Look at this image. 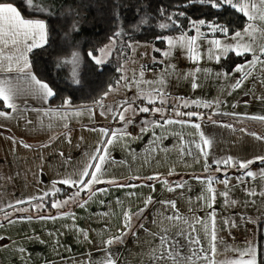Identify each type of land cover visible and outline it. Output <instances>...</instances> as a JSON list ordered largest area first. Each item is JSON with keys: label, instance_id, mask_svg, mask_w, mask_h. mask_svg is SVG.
Listing matches in <instances>:
<instances>
[{"label": "crops", "instance_id": "1", "mask_svg": "<svg viewBox=\"0 0 264 264\" xmlns=\"http://www.w3.org/2000/svg\"><path fill=\"white\" fill-rule=\"evenodd\" d=\"M49 37L48 28V42L44 46L49 43ZM219 38L234 43L229 38ZM260 39L258 35V42ZM42 47L34 48L32 52ZM32 52L28 54L29 60ZM249 59H251L250 55L238 57L230 52L221 55L216 62L214 56L212 73L217 76L211 77V66L206 75L208 82L217 83L209 95V102H206L209 107L200 109L193 106L191 109H185L186 112H195L203 116V119L192 117V122L199 123L200 129L191 127L184 129L188 133H196L195 136L186 137V139L200 142L199 134L202 132L206 138L212 140L211 146L207 149L208 156L199 157V163L195 162L198 152L194 145L191 147L194 155L187 157V163L174 159L179 145L171 130L181 129L179 125L168 126L167 129H152L151 122L161 120L159 113L132 114V117H129V114L127 119L133 121L131 124L115 119L114 116L122 111L118 107L122 100L109 99L110 92L97 103L70 104L68 107H53L54 96L47 102L33 96L21 97L16 100L18 110L15 112L4 108L0 102V111L9 113V118L0 117V209H3L0 211V216L13 213L10 218L12 221H17L18 217L33 218L30 221L20 220L16 223L0 219V224L13 226V231L4 235L6 237L4 241H0L8 245L7 249H0V264H103L107 253L117 256L118 264H125V260L128 264H134L137 248L133 233H138L143 238L145 234L140 224L144 223L145 227H151V225L143 218L133 217L131 231H128L124 237L123 243H114L105 250L102 239L109 238L113 233L118 234L117 230L121 227V207L116 203L117 199L129 207L133 204L142 206L139 199L131 198L130 200L127 197L128 192L135 191L144 195L151 194L154 201L175 199L177 207L187 212L188 208L196 206L198 196L206 194L207 185L195 179L197 176L202 179L214 178L212 186L215 191L217 193L228 191L227 199L235 201L234 204L230 202L226 204L225 197L217 195L210 209H205L203 201H199L201 206L195 207L196 214L207 218L208 212L214 211L216 228H219L220 223L225 220L238 224V221L250 219L256 222L264 217V197L247 195L248 189H255L257 193L264 191V179L260 175L261 170L264 169V163L255 161L249 165V169L222 165L221 171L216 170L215 163L232 157L235 164L238 161L253 160L256 156L264 155V140L256 139V135L264 136V121L250 119L253 116H264V66L258 63L252 75L245 79L239 88L233 87L235 81L241 76V73L234 71L235 65ZM31 72L33 73L32 69ZM134 104V108L141 106L139 103ZM117 107L118 112L115 110ZM161 108L165 110L168 118L187 119V117H177L175 113L168 112L167 106H161ZM108 109L114 111H108ZM178 111L182 112V110ZM74 112L80 114L72 115L71 113ZM144 121L149 122L150 130L146 133L141 132V129L145 127ZM65 124L67 127L64 126ZM131 127L134 128V133H131ZM100 129H107L110 133L123 129L131 133L130 138L125 137L118 143L114 142L113 145L108 146L105 181L116 178L120 184L154 183L155 191L152 192L149 188H120L105 182L94 185L93 190L107 188L109 191L97 193L84 207L79 206L87 199V194L82 192L75 205H70L68 208H53L51 206L53 202L62 200V192L70 195L76 191L75 188L56 182L70 175L73 179H78L75 173L88 163H96L90 157L97 154L96 148L103 149V142L109 138L104 136ZM153 131L157 134L168 132L169 138L163 144L171 150L172 154L171 156L162 154L159 163L151 160L150 157L151 162L145 163L148 147L153 139ZM25 144L31 147H25ZM112 157H115L117 162L126 161V163H112ZM205 159L208 171H204ZM170 163L175 166V174L172 176L167 175ZM248 170L255 173L256 178H246L243 183L238 181L237 177ZM156 172L162 174V180L185 183V188L168 192L161 182L129 181L121 178L131 173L151 175ZM225 172L227 177L224 176ZM225 178H230L227 188L219 182ZM45 193L49 195L45 196ZM41 196L44 197L43 201L36 199ZM17 201H25V203L17 204ZM101 201L104 203L102 204ZM41 203L46 206L35 207ZM154 207L159 205L155 203L150 205L144 212V217L150 220L155 215ZM22 209L27 211H20ZM228 209L232 211L230 216L226 214ZM132 210L135 211L136 208L132 207ZM105 213L108 214L105 215ZM40 216H55L57 219L41 220L38 219ZM260 225L264 227V220ZM77 226L79 229L88 231L89 241L81 237ZM18 247L26 249L23 258L18 252Z\"/></svg>", "mask_w": 264, "mask_h": 264}, {"label": "snow or ice", "instance_id": "2", "mask_svg": "<svg viewBox=\"0 0 264 264\" xmlns=\"http://www.w3.org/2000/svg\"><path fill=\"white\" fill-rule=\"evenodd\" d=\"M194 4L208 5L213 9L222 10L225 6L234 9L238 13H242L246 17L247 23L242 30H237L229 36V27L225 24H219L214 22L205 21L204 19L192 20L188 18V26L185 28L179 18H184L187 13L183 11H178L175 14H167L163 8L159 9V14L161 17L165 18L166 22L159 23L158 27L161 30H167L169 28H176L180 30V35L173 36H160L157 37L158 40H165L169 49L179 46L180 48H187L188 52L191 54L190 58L196 61L198 57L196 56V45L198 37L206 35L201 33V28L206 27L209 29L213 37L217 32L221 33L222 36L229 38L234 43H223L220 39L214 38L210 41L212 46L209 49V55L215 56L217 60L220 59L221 55H226L228 53H235L238 57H244L245 55H250L251 59L245 60L243 63H237L234 67V71L241 73V76L235 81L233 87L239 88L243 81L252 75L253 70L259 63L264 66V0H185L183 4L178 5V7H190ZM25 8L31 12L33 15L30 17H25L21 11L12 3L5 2V0H0V102L4 108L10 109L12 111H17L16 100L21 97L33 96L47 102L49 98L55 95L53 89L49 87L46 82L41 81L36 77L34 73L31 72V62L28 58V54L32 52L34 48L42 47L48 42V22L44 17L55 16L56 13V3L55 0H24ZM120 5L114 3L113 16L116 23H120ZM142 11V10H141ZM72 9L69 8V14H71ZM150 18L144 15L139 18L137 28H143L149 25ZM72 32L79 31L77 25H73ZM188 32L194 33L189 36ZM123 35L122 31L116 30L113 36L110 38L113 44L116 42L117 38ZM259 35L260 42L257 40ZM70 34L65 33V39H69ZM132 47L131 44L128 45ZM114 47H106L101 49L102 55H96L89 51L88 56L97 64L103 65L106 62V57H110L111 53L115 51ZM156 51H161L160 49H155ZM121 54H124L121 52ZM162 55L167 57L170 55V51H163ZM71 59L73 63L79 61V53L72 52ZM154 62L156 61L153 57ZM124 65L121 64L118 71L123 73ZM196 71H200L199 68ZM144 74V69L141 68L139 76L129 78L125 75L117 80V84L123 81L125 87H129L132 84H138L142 81ZM76 83L79 81L76 80ZM163 78L158 82L163 84ZM146 83L151 84V81ZM198 85L195 83L193 78L192 88L195 89ZM112 86H109L108 91H112ZM107 95V93H105ZM166 94L160 88H153L151 90L145 91L140 89L137 98L144 99L147 105H155L156 103H164L163 97ZM159 97V100L157 99ZM71 104L70 99H66L63 103V107H68ZM103 107V105H101ZM207 106V105H205ZM122 111L119 112L115 119H118L122 123L131 124L133 121L131 119L125 118V113L131 110L133 114L138 113H150L161 115V120L152 121L151 128H163L167 129L168 126L179 125L181 130H176L173 128L171 130L172 135L176 137V142L179 145V149L176 152L175 160L187 163V157L193 156L191 150L192 145L198 152L195 162L199 163V157L206 158L208 156L207 149L211 146L212 140L206 138L201 132L199 134V141L188 140L186 137H193L196 135L195 132L188 133L184 129L191 127L193 129L199 130L200 124L192 122V117L197 119H203V116L195 112H180L173 108L175 116L187 117L184 120H176L168 118L164 109L159 107H147V106H137L133 108V101L131 99H126L123 104L119 106ZM108 111H114L108 109ZM72 115H79V112L71 113ZM22 115V113H21ZM0 117L9 118V113L5 111H0ZM250 119L264 121V116H253ZM31 122V121H29ZM145 127L141 129L142 133L149 131V122L144 121ZM67 127V124L64 125ZM95 130V129H93ZM100 132L104 136L109 138L104 141V148H96V155L90 157L91 160L96 161L95 164L88 163L82 169H80L74 175L78 176V179H73L72 176H68L64 179L57 181L58 184H63L69 188H75L76 191L70 194L66 200L62 203L53 202L52 207L58 208L62 204H67L69 201L73 200L74 197L80 196L82 192L87 194V199L83 203L79 204L80 207H84L88 204L92 197L96 196L97 193H106L109 190L107 188H95L93 186L101 183L113 184L120 188H149L152 192L155 191V184L149 183H127L120 184L116 178H111L105 181L104 173L106 172L105 165L107 163L108 156V146L114 144V142H119L125 137L130 138L131 133L125 132L123 129L117 131H112L111 133L107 129H100ZM256 135V134H253ZM169 138L168 132L164 134H157L153 131V139L148 147V156L145 157V163H150L151 160H156L160 162V157L171 156V150L163 144L165 140ZM256 139L264 140V136L256 135ZM25 147H31L25 144ZM46 146V145H45ZM103 153V154H101ZM255 161L264 163V155L256 156L253 160H242L235 164L233 163L232 157H228L226 160L216 161L217 171H221V166H238L239 169H249V165ZM112 163L124 164L126 161H116L115 157H112ZM204 171H208L207 161L205 159ZM175 174V166L169 164L167 175L172 176ZM261 178L264 179V169L261 170ZM227 177V173H224ZM129 181H155L161 182L165 186V190L168 192H175L177 189H184L185 183L181 182H170L167 179L162 180V174L159 172L153 173L151 175H140L138 173H131L121 177ZM246 178H256V174L251 170L244 172L237 180L243 183ZM195 179L199 180L201 183H206L207 189L206 194H201L197 197L198 203L195 207H200L199 201H203V207L205 209L212 208L213 202L217 195L225 197V203H235L234 200L229 201L227 198L229 196L228 191L217 193L213 188L214 178L207 177L202 179L197 176ZM230 178H225L219 180L220 183L225 185L227 188ZM55 187V185H53ZM49 195L48 193L44 194ZM247 195L253 197L260 195L264 197V191L257 193L255 189H248ZM127 197L137 198L140 201V205L133 204L131 207L126 206L123 201L117 199L116 203L121 207V227L117 230V233H113L107 239H102V244L105 250L114 243H123L124 237L127 235L128 231H131L133 217L143 218L151 225V227H145L144 223L140 224V227L144 231V236L141 238L138 233H133L134 244L136 245L137 251L134 257V264H215L213 257L216 254V243H217V228L215 222V212L209 211L207 218L201 217L196 214L195 207L188 208L187 212L182 211L177 207V200L175 199H161L159 201H154L151 194L144 195L143 193H138L135 191L128 192ZM40 201L44 200V197H37ZM30 203V201H28ZM191 203V198H189ZM25 203V201H17V204ZM103 204L104 202L101 201ZM158 204L159 207H154L153 212L155 215L149 220L144 217V212L148 210L150 205ZM9 207H14V205H9ZM35 207L41 208L43 204H38ZM132 207L136 210L133 211ZM3 211V209H0ZM20 211H27V209H22ZM108 213H105L107 215ZM63 215V214H62ZM5 219L9 223H16L20 220H32L29 217H18L17 221H12L9 219L8 213H5ZM38 219L45 220L51 219L55 220V216H40ZM73 221L75 216L72 217ZM225 225H228V221H224ZM231 226H235L234 224ZM4 225L0 224V228ZM78 228V226H77ZM79 234L85 241H89L90 236L88 231L84 229H79ZM6 237L0 235V241H4ZM8 245L0 243V249H7ZM235 255L233 258L226 260L224 264H259L258 261V249L256 246L249 244L248 247L244 249L231 248L229 249ZM18 252L21 258L26 252L24 247H18ZM103 264H118V257L112 253H107L106 259ZM125 264L128 261L125 260Z\"/></svg>", "mask_w": 264, "mask_h": 264}, {"label": "trees", "instance_id": "3", "mask_svg": "<svg viewBox=\"0 0 264 264\" xmlns=\"http://www.w3.org/2000/svg\"><path fill=\"white\" fill-rule=\"evenodd\" d=\"M14 4L25 17L33 14L24 5V0H5ZM185 0H55L56 15L44 17L48 22L49 43L31 53V69L42 81L48 83L55 95L53 107H61L66 99L73 105L93 104L101 101L105 93H109L120 78L119 63L116 52L103 65H97L89 56L91 51L99 55L100 50L111 42L114 31L120 30L123 35L117 38L119 42H154L163 49L165 40L160 36L180 34V30L169 28L161 30L158 25L166 22L159 14L163 8L167 14L178 11L187 13L179 18L187 28L188 18L192 20L225 24L229 27V35L246 26L247 20L242 13L225 6L216 10L208 5L194 4L190 7H178ZM114 3L120 5V23L114 19ZM69 8L72 9L69 14ZM142 10V11H141ZM147 15L150 23L143 28H137L139 18ZM77 25L79 31L72 32V26ZM206 37H213L208 28L203 27ZM65 33L70 34L65 39ZM194 34V33H192ZM204 37V36H203ZM224 37L217 32L215 38ZM79 53V61L72 62L71 53ZM75 64V65H74ZM74 73H72V70ZM79 82L76 83L75 81ZM259 264H264V235L259 238Z\"/></svg>", "mask_w": 264, "mask_h": 264}, {"label": "rangeland", "instance_id": "4", "mask_svg": "<svg viewBox=\"0 0 264 264\" xmlns=\"http://www.w3.org/2000/svg\"><path fill=\"white\" fill-rule=\"evenodd\" d=\"M179 35L180 34L170 36L176 37ZM188 35L191 36L193 34L192 32H188ZM212 39L214 38L206 37L205 39L203 36L198 37L196 45L197 51L195 53L198 59L196 61H193L190 58L191 54L188 52L187 48H180L177 46L169 49L167 42H165L164 48L160 49V46L156 45L154 42H119L116 40L113 44L111 41L102 49H105L106 47H114L116 49L111 53V56L116 52L119 66L121 64L124 65L123 73L120 71V77L122 74L129 78H133L134 74L138 77L141 68L144 69V74L142 81L138 84H132L129 87H125L123 81H121L120 84H116L112 88L113 90L110 91V95L108 96L109 99L113 98L115 101L117 99L122 100L120 105L123 104L126 99H131L133 101V108L135 106L134 103H139L141 106L143 104L150 108L167 106L169 107L167 109L168 112L172 113H174V107L176 110H182V112H186L185 109H191L193 106H197L200 109H207L209 107L207 104L209 102V95L211 94L212 89L217 85L215 81L214 84L213 82H208L209 79L206 77L210 66L211 77L217 76L212 73L214 56L210 57L209 55V49L212 46L208 41ZM218 39L223 43H230L229 40H224L223 38ZM129 44H131L132 47H129ZM155 49H160L161 51H156ZM163 51H170V55L164 57L162 55ZM121 52L124 54H121ZM99 55H102V53L99 52ZM111 56L105 58L106 62ZM153 57H155L158 62H154ZM217 61L218 60L216 59V62ZM76 66L77 64L73 67L75 68ZM197 68H199L200 71L197 72ZM74 70L75 69L72 70V73H74ZM162 78L164 81L163 84L158 83ZM193 78L198 85L195 89L192 88ZM148 81H151L152 83H146ZM153 88H160L166 94L163 97V104L158 102L155 105H147L144 99L137 98L140 89L148 91ZM157 99L159 100V97ZM230 102L232 103V101ZM118 107L115 108L117 112ZM129 114V117H132L133 112L131 110L126 112V119ZM138 114L140 115V113ZM62 194L63 196L62 200L59 201L60 203L66 200L69 196V193L62 192ZM78 198L79 196L74 197L73 200L69 201L67 204H62L60 208H68L70 205H75ZM44 206H46V204ZM226 214L230 216L232 211L228 209ZM8 216L10 219L11 216H13V213H9ZM263 218L264 217L260 218L256 222L250 219L248 221H238L239 225L234 224V222H231L230 220H227L228 225L221 222L219 228H217V250L213 257L215 264H224L226 260L233 258L235 253L229 250L231 248L244 249L251 244L258 249L260 235H264V227H260V224L264 220ZM0 219L6 220L5 215L0 216ZM233 224L235 225L234 227L231 226ZM12 227L4 225L3 228H0V235H8L9 232L13 231Z\"/></svg>", "mask_w": 264, "mask_h": 264}, {"label": "built area", "instance_id": "5", "mask_svg": "<svg viewBox=\"0 0 264 264\" xmlns=\"http://www.w3.org/2000/svg\"><path fill=\"white\" fill-rule=\"evenodd\" d=\"M131 132H134V128L133 127H131Z\"/></svg>", "mask_w": 264, "mask_h": 264}]
</instances>
